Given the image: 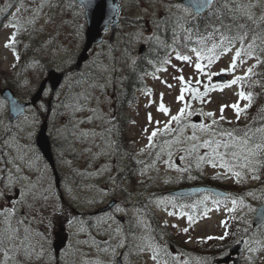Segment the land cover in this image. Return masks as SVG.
Instances as JSON below:
<instances>
[{
  "label": "rangeland",
  "instance_id": "1",
  "mask_svg": "<svg viewBox=\"0 0 264 264\" xmlns=\"http://www.w3.org/2000/svg\"><path fill=\"white\" fill-rule=\"evenodd\" d=\"M234 1L253 20L264 16V0ZM120 2L121 20L114 40L110 41L108 32L79 67L87 24L84 7L76 0H0V264H116L118 256L126 264H218L216 259L228 251L212 256L209 249L225 243L229 249L236 243L232 236L227 238L224 221L237 216L245 225L241 264H264V224L258 228L252 224L256 207L264 203V178L256 167L260 157L244 167L243 160L213 152L217 142L227 139L221 133L239 129V119L247 124L245 109L251 102L239 97L241 91L249 95L241 82L225 86L215 77L227 74L232 81L250 75L261 68L264 54L245 46L235 69L222 71L229 69L241 44L211 62L207 55L198 58L194 51L182 53L171 45L163 64L147 76V88L138 91L129 108V148L142 164L139 170L135 167L138 171L132 179L124 176L119 181L117 175L125 166L121 163L130 160L117 154L109 129L117 83L151 39L164 42L167 21L179 27L182 19L195 15L181 0ZM13 35L14 41L10 40ZM177 54L189 56L190 62L176 59ZM196 63L202 65V72L195 69ZM49 69L65 72L63 82L10 121L2 89L11 87L19 99L29 100ZM181 75L191 91L175 78ZM182 88L184 99L177 100ZM161 94L170 110L167 115L158 111ZM231 105L241 110L239 118ZM181 109L180 120L172 121ZM45 120L58 177L36 143ZM153 131L157 134L150 142ZM193 134L197 140L188 139ZM204 141L211 143L205 147ZM230 151L216 148L221 154ZM235 172L240 173L239 181ZM197 176L201 183L212 178L225 184L231 196L213 199L206 194L199 199L205 202L199 213L194 209L202 206L196 204L191 211L166 194L181 180L191 184ZM112 199L118 204L101 210ZM140 204L157 206L159 215L146 218L147 210ZM61 226L66 228L68 242L56 254L53 243ZM127 234L138 239L139 245L127 250Z\"/></svg>",
  "mask_w": 264,
  "mask_h": 264
},
{
  "label": "trees",
  "instance_id": "2",
  "mask_svg": "<svg viewBox=\"0 0 264 264\" xmlns=\"http://www.w3.org/2000/svg\"><path fill=\"white\" fill-rule=\"evenodd\" d=\"M225 4H227V6H225ZM237 7L242 9L234 0H230L228 2L215 0L214 4L206 12L199 15L195 14L192 18L182 19L179 27L167 21V24L164 26L166 34L164 33L162 35L164 42L158 43L151 39L143 52H141L138 57L134 58L132 66L125 72L119 83H117L118 88L117 91H115L117 92L116 108L113 117L109 120V127H112V132L116 139L114 141V146L117 154L127 156L130 160L126 163L123 170L117 175L119 181H121L124 176L128 179H132L134 173L139 170V166L142 164V160L134 159V156L129 148V142L131 145L132 141L129 139V135L127 133V126L131 120L129 108L134 102H136L138 91L147 88V76L152 74V72H155L158 67L163 64L165 54L170 47H172L171 45H174V47H176L180 52H185L186 54H190L193 48H197L200 51L201 57H204L205 55H207V58L218 56L222 52L219 48L210 51L214 42L217 44L219 43L218 35L213 39L204 40L203 43L198 42L201 39V36L207 35V32L211 31V27H209V25H214L217 28L220 27L219 21L213 16V12L218 11L225 24L233 25L234 30L230 32L229 35L235 34V28L237 25H244L245 27L243 31L247 32V37L243 48L248 46L249 43H252V37L256 36L257 39L255 40L253 48L250 50L255 53L262 52L264 54V20L261 18L258 20H250L247 16L239 15V13H237L238 18L233 21L230 9L234 10ZM83 20L85 21V17H83ZM133 21L135 22L138 20ZM175 28H177V30H175ZM185 29H189V31H185ZM197 32H199V36L197 35ZM236 43L241 44L240 41L237 40L233 45ZM3 73L4 78H7V72L4 71ZM239 82H241V87L245 89V92L251 95L250 105L245 109L249 120L246 122L247 124L245 123L246 125H244L243 121L239 119L238 121H240L241 127L239 129H234L237 130L236 132H239L240 135H243V130L246 128L256 129L264 127V62L261 64V68H259V70L250 75L243 76V79ZM229 128L232 129L233 127L230 126ZM256 135L257 139L261 136L260 133H257ZM258 161L259 165L256 166L257 171L264 178V156H262V158L260 157ZM136 166L138 167L137 171L135 169ZM194 182L200 183V176H197ZM204 182L219 186L223 185L212 178H207ZM226 188L228 187L226 186ZM191 204H197L200 205V207L202 206V208L197 210L198 212H202L205 207L203 201L200 200H194ZM143 207L147 210L146 218L151 217L152 219H155V216H157L155 212L157 207L153 204L145 205ZM224 224L228 231L227 238L232 236L231 240L234 239L233 241H238L244 237L242 230L245 225L243 218L240 216L226 220L224 221ZM258 231V237L262 238V230ZM127 236L130 237L127 238L126 241L125 247L127 250L130 245L132 247L139 245L138 239L132 238L133 235L127 234ZM209 251L212 256L226 253L228 251V244H217V246L216 244H213L211 245Z\"/></svg>",
  "mask_w": 264,
  "mask_h": 264
},
{
  "label": "water",
  "instance_id": "3",
  "mask_svg": "<svg viewBox=\"0 0 264 264\" xmlns=\"http://www.w3.org/2000/svg\"><path fill=\"white\" fill-rule=\"evenodd\" d=\"M78 3L85 7V15L87 18V29H86V43L78 57L77 66H81L84 61L89 57V51L93 45L101 42L103 40V35L106 31H112V39L115 36L117 26L119 23V14L122 8L120 0H76ZM181 2L190 7L196 14V5L198 0H181ZM209 7L204 8L200 14L206 12ZM64 73H58L54 69H49L47 77L40 83L37 91L32 95L30 100H21L15 94V91L11 87H4L2 89L1 95L4 99L8 101L9 104V119L14 121L20 116L24 115L31 105H37L41 97L44 94L45 89L48 87V82L50 87L55 90L63 81ZM216 81L219 83H226L229 80L228 75L219 74L215 77ZM196 121L200 120V117L195 118ZM37 146L39 150L43 153L44 157L47 159L51 165L55 175L58 177V171L56 168V161L53 152L51 138L48 134V122L45 120L38 132L36 139ZM204 192H212L217 196H227L228 191L213 185L200 184V185H190L181 188H176L168 191V194L180 197L192 196L195 194H200ZM117 203L116 199L111 200V202L103 207L101 210L106 211L111 209ZM264 223V203L260 204L256 208L255 216L253 219V225L258 226ZM65 227L61 226L60 230L56 232V239L54 241V249L56 254H59L60 250L66 246L68 240V234L64 232ZM244 244V239L233 244L230 247V253L225 257L218 258L217 263H228L233 260L235 264H240V255L242 251V246ZM116 264H126L122 257H117Z\"/></svg>",
  "mask_w": 264,
  "mask_h": 264
},
{
  "label": "snow or ice",
  "instance_id": "4",
  "mask_svg": "<svg viewBox=\"0 0 264 264\" xmlns=\"http://www.w3.org/2000/svg\"><path fill=\"white\" fill-rule=\"evenodd\" d=\"M214 4V0H198V3L196 5V9H197V15L200 14V12L207 7H211ZM225 6H227V4H225ZM178 7H183L182 5H178ZM185 12H188L187 8L183 9ZM237 13H239V15H243V16H247L248 19H252L251 15L247 12L244 11L242 9H240L239 7H237L234 10L230 9V14H231V18L233 21H235L238 16ZM213 16L215 17L216 20L219 21L220 23V27L217 28L214 25H209V27H211V31L207 32V35H203L201 36V39L198 41L199 43H203L204 40H208V39H213L215 36H219V43H213L212 44V48L210 49V51L215 50L216 48H219L222 52L226 53L231 49V46L237 41L239 40L241 43V49H238L233 57V62L232 64H230L229 69H224L222 71H231L234 70L236 67V60L241 56V52L243 51V46H244V42L245 39L247 37V32L243 31L244 29V25H237L235 28V34L234 35H229L230 32H232L233 29V25L230 24H225L223 21V18L221 16V14L218 11H214L213 12ZM262 20H264V17L261 18ZM12 27H15V25H10ZM185 31H189V29H185ZM197 35L199 36V32H197ZM257 39L256 36L252 37V43L248 44V49H252L253 45L255 43V40ZM10 40L14 41L15 40V36L13 35L12 37H10ZM10 45H6V47H8ZM192 51L197 53V57L200 58V51L197 48H193ZM251 54V53H249ZM19 57H17L18 59ZM215 57H208L209 62H211L212 59H214ZM176 59L184 61V62H190V57L187 55H180L177 54ZM195 69L198 72H202L203 71V67L200 63H196L195 65ZM182 71V69H181ZM249 72H251V69H248ZM176 79L180 80L183 84L188 86V90L191 91V86L190 84H188V82L185 81L184 77L178 76L175 77ZM243 77H236L235 79H233L232 81L227 82V84L225 86H231L232 84H236L238 83L240 80H242ZM163 83H165V85L169 88L172 87V85L167 84L166 81H164ZM183 91L184 89L182 88V94L177 97V100H183L184 96H183ZM150 94V93H149ZM206 94V93H205ZM239 97L241 99L244 100H248L249 102L251 101V95H245L242 91L238 93ZM163 94H161V104L158 107V111L163 112L165 115H167L169 113V109L166 108L163 104ZM231 107H233L234 109H236L237 112V118H239L240 115V109L237 105H231ZM247 107V106H246ZM221 111H223V107L221 109ZM184 109L180 110V114H178L177 116H173L171 118L172 121H179L180 120V116L181 114H183ZM209 116H211L212 114L209 113ZM223 118V117H221ZM152 120L151 114H149V121ZM157 124H159V121H156ZM213 123H215V121H213ZM195 127V126H193ZM207 127V126H205ZM168 129V125H165V131H167ZM237 130H233L231 132H223L221 133L222 136L227 137V139L225 141L221 142H217L216 144V148L219 147H223L225 149H231L230 152L228 153H217L216 152V148H213V152L216 153L217 155H220L221 158L223 157V155H231L233 157V159H238V160H243L244 164L242 166L247 167L248 164L252 163L253 158L256 157H262L264 156V127H259L256 129H251V128H246L245 130H243V136H237L234 133ZM257 133H260L261 136L259 138V140H257ZM157 131H153L152 135L149 136V141H152V138L154 136H156ZM189 140H197L198 138L196 137L195 134H193L191 137H188ZM211 143V141H204V145L205 147L209 146V144ZM151 146V143L150 145ZM192 148L195 149L196 145H192ZM143 151V150H142ZM201 159H204V157H201ZM222 167H228V165L226 164H221ZM231 170V169H230ZM234 175L237 177V180L239 181L240 179V173L239 172H235ZM254 179H258V176L253 175ZM189 220H191V217H189ZM185 231H187V229H185ZM211 239V237L209 238ZM216 239H224V237H217ZM122 246V245H121ZM153 259L155 260L156 257L153 256Z\"/></svg>",
  "mask_w": 264,
  "mask_h": 264
},
{
  "label": "bare ground",
  "instance_id": "5",
  "mask_svg": "<svg viewBox=\"0 0 264 264\" xmlns=\"http://www.w3.org/2000/svg\"><path fill=\"white\" fill-rule=\"evenodd\" d=\"M64 73V77L66 76V74H65V72H63Z\"/></svg>",
  "mask_w": 264,
  "mask_h": 264
},
{
  "label": "flooded vegetation",
  "instance_id": "6",
  "mask_svg": "<svg viewBox=\"0 0 264 264\" xmlns=\"http://www.w3.org/2000/svg\"><path fill=\"white\" fill-rule=\"evenodd\" d=\"M191 184H193V183H191ZM167 260V259H166ZM168 261V260H167Z\"/></svg>",
  "mask_w": 264,
  "mask_h": 264
}]
</instances>
